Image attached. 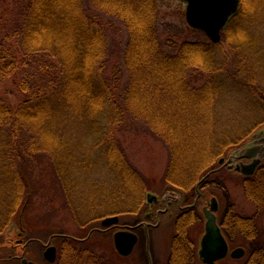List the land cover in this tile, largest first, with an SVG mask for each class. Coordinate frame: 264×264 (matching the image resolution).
<instances>
[{"label":"trees","instance_id":"16d2710c","mask_svg":"<svg viewBox=\"0 0 264 264\" xmlns=\"http://www.w3.org/2000/svg\"><path fill=\"white\" fill-rule=\"evenodd\" d=\"M238 5L221 42L214 44L208 38L181 34L174 40L161 34L159 0H0V225L13 221L38 190L30 177L39 165L51 166L61 177L59 162L66 160V141L75 132L89 140L80 162L96 154L126 190L140 195L142 178L118 138L135 121L169 151L168 190L181 191L185 200L189 190L195 195L197 181L215 167L226 146L233 151L245 145L213 138L223 87H239L256 107H264L259 79L246 77V57L229 64L217 51L222 41L236 46L237 53L249 44L252 53L261 52L252 63L258 67L264 61L259 42L247 37L249 21L264 19V0H239ZM112 17L122 22L124 43ZM185 30L203 35L188 25ZM6 81L17 89H4ZM217 184L210 177L202 182L203 197L209 194L206 187ZM244 191L262 211L264 161L246 177ZM252 220L246 218V264H264V243ZM200 221L197 213L186 223L176 221L168 264H195V244L187 233ZM0 233L5 237L4 229ZM63 252L64 264L103 262L75 245Z\"/></svg>","mask_w":264,"mask_h":264},{"label":"rangeland","instance_id":"374dc122","mask_svg":"<svg viewBox=\"0 0 264 264\" xmlns=\"http://www.w3.org/2000/svg\"><path fill=\"white\" fill-rule=\"evenodd\" d=\"M159 4L158 24L161 34H169L174 40H177L181 34L189 39H207L204 34L191 33L185 30L187 22L183 2L180 0H159ZM112 19L116 20L113 17ZM249 22L251 28L247 37L259 42L258 47H261L264 55V19H252ZM121 23V21H115V25L120 31L119 34L122 33V42L124 43L126 32ZM167 27L168 29L171 28L169 32ZM248 45L237 53L236 46L230 47L222 41L217 51L220 55L226 56L229 64L233 60L246 57V77L254 80L259 79V84L264 88V61L258 67L255 66L256 61L260 60L257 54L261 52L257 49L258 51L252 53V49ZM262 59L264 60V58ZM198 81L200 83L199 78ZM2 86L6 90L15 91L17 89L12 81H6ZM222 90L220 97L217 98L215 108L216 126L212 132L214 140L224 141L226 138H230V141L227 142L229 146H234L236 142L245 143V145L252 144L253 138L259 137L263 133L261 130H264V107L262 109L256 107L255 101L246 96L244 90L230 85V83ZM84 136L81 132H75L69 136L71 139L66 141L69 149L67 156L69 157L66 156L65 161L59 162L63 171L60 173V178L51 169L52 167L50 166V168L46 164L39 165V170L34 174L35 178L31 175L30 180L33 187L37 185L39 188L32 191L28 205L25 204L21 207L13 221L7 222L8 225H0V231L4 229V233H6L3 237L5 241L9 239L14 241L20 227L24 228L25 238L28 240H45L51 234L57 233L58 229L63 230L66 235L85 238L88 230L86 226H97L98 220L103 217L120 214L123 219L136 218L137 215L134 213L139 205L143 204L144 194H159L162 189L168 186L166 184L168 182L166 172L169 151L166 145L159 138L154 137L141 121H135L130 130H123L118 133L120 145L130 166L137 170L138 175L142 178V192L135 197L124 188L123 183L108 172L103 158L93 154L87 161H79L81 159L79 155L86 153L88 149L89 140L84 139ZM73 137H78V140L74 141ZM210 142L208 141L207 144ZM226 147L230 149L228 146ZM227 149H224L225 152L228 151ZM89 161L94 163L89 164ZM241 179L242 177L238 174L224 170L218 175L210 177L212 182H220V185L208 186L206 190L218 197L224 206L234 205L237 212L246 215V218L253 219L252 221L256 223L260 231L259 241L264 243V209L258 210L257 205L247 198L244 191V181ZM192 192L191 190L186 192L189 198L185 200L186 195L184 196L185 204L192 203L195 197ZM137 197H139V201L135 203ZM201 225L200 222H196L191 223L188 227L187 234L195 244L198 243L202 232ZM155 236L157 243L154 252L156 256H161L159 263L166 264L172 235L168 229H163L157 231ZM238 242L246 246L247 251L249 250L250 243L246 237H240ZM74 245L78 248L88 249L94 256L107 259L112 264H145L144 259L139 257L138 250L129 258L117 256L113 250L111 239L99 234L92 236L86 245L70 242L68 248ZM37 251V246L34 245L30 258L38 264H45ZM196 262L195 264H200Z\"/></svg>","mask_w":264,"mask_h":264},{"label":"flooded vegetation","instance_id":"af4514ba","mask_svg":"<svg viewBox=\"0 0 264 264\" xmlns=\"http://www.w3.org/2000/svg\"><path fill=\"white\" fill-rule=\"evenodd\" d=\"M260 136L253 138L252 145H264V130L262 129ZM259 135V134H258ZM223 162L219 163V159L217 160L216 166L209 172V177L216 176L222 171H228L232 173L238 174L242 177L241 180H246L248 175H243L240 172L234 170L235 165L237 164H250L252 159H239L235 157L233 154H228L223 156ZM258 158L260 162L257 167L264 161V149L258 154ZM226 162H228L226 164ZM229 165H233L234 167L229 169ZM255 168V169H256ZM255 172V170H254ZM145 195V194H144ZM155 198L151 203L146 202V195L144 196L143 204L139 205L136 209L137 211L136 218L133 217L129 219H123L122 215L118 214L119 217L117 224L110 226H102L101 219L98 220L97 226L91 227L87 225L86 229L87 233L85 238H78L66 235L63 233V230L60 232L58 229L57 233L51 234L47 239H26L25 238V230L20 227L17 231V238L13 243L5 244L2 243V238L0 237V264L12 262L14 264H38L37 262L32 261L30 258V253L32 251V247L37 246V252H39L40 259L45 264H64L65 259L63 258V249L65 246H68L70 242H79L81 244L86 245L92 236L95 234H99L105 236V238H110L111 241L113 239V235L116 232L128 231L134 234L137 237V242L134 246L133 251L127 255L126 257L120 255L116 249L113 247V250L117 256L129 258L131 257L136 250L139 252V257L144 259L145 264H149L148 254H147V246L149 248L150 257L152 264H160L159 260L161 256H156L155 254V246L157 243L156 240V232L163 229H168L171 233L172 238L176 232V221L181 220L182 223H186L190 217L194 216L196 213L201 217L200 224L202 228L201 235L199 236L200 243L201 237L204 234V208H209V201L211 198L215 197L217 202L216 210L214 211V215L216 217V223L220 228L221 234L225 239V243H227L228 251L225 257L214 264H246V259L248 256V251L246 250V246L239 244L238 239L240 237H246V215H243L237 212L234 208V205H223L220 202V199L209 192V196L203 197V190L200 188V195H195L192 203L185 204L184 196L181 191L168 190V187L162 189L159 194H154ZM197 198V200H196ZM133 214V215H134ZM21 241V242H18ZM113 242V241H112ZM195 244V252H196V263H201L198 260V250L199 244ZM2 247H8V249L1 250ZM49 248H53V262H47L45 257V253ZM85 249V248H84ZM239 249L244 250L241 252V255L238 257H233L232 252L239 251ZM171 250V245H170ZM169 250V255H170ZM236 254H240L237 252ZM169 255L166 264L169 261ZM143 256V258H142ZM89 258V257H87ZM102 259V258H100ZM103 262L99 261V264H112L111 261L107 259H102Z\"/></svg>","mask_w":264,"mask_h":264},{"label":"water","instance_id":"95a60500","mask_svg":"<svg viewBox=\"0 0 264 264\" xmlns=\"http://www.w3.org/2000/svg\"><path fill=\"white\" fill-rule=\"evenodd\" d=\"M185 4V20L190 28L202 31L208 39L218 44L221 41V32L228 24L229 19L237 12L239 0H180ZM264 149V145H245L232 154L239 159H252L250 164H237L235 167L229 165V169L234 167V170L239 171L243 175H252L257 167L260 159L258 154ZM223 159L219 160L222 163ZM228 162H226L227 164ZM209 174H207L199 183H201ZM197 196L200 195L196 187ZM146 202L151 203L155 198L152 193H146ZM197 200V198H196ZM209 208H204V234L201 237L198 250V259L203 264H214L216 261L225 257L228 251L227 243L221 234L220 228L216 223L214 211L216 210L217 202L215 197L209 201ZM117 216L106 217L102 219V226L115 225L118 222ZM136 236V235H135ZM128 231L116 232L113 235V245L116 251L123 256L129 255L137 242V237ZM21 242V241H18ZM53 248H49L45 257L47 262H53ZM244 250L232 252L233 257H238ZM240 252V254H236ZM147 254L149 264H152L149 249L147 246Z\"/></svg>","mask_w":264,"mask_h":264}]
</instances>
